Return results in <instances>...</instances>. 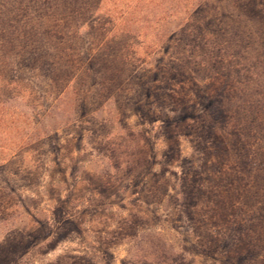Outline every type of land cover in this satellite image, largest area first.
Listing matches in <instances>:
<instances>
[{"label": "rangeland", "instance_id": "obj_1", "mask_svg": "<svg viewBox=\"0 0 264 264\" xmlns=\"http://www.w3.org/2000/svg\"><path fill=\"white\" fill-rule=\"evenodd\" d=\"M206 8L216 22L205 29L210 37L204 48L193 35L196 47L189 52L185 39L171 34L155 59L129 53L116 84L107 75L80 79L75 73L71 86L67 77L50 86L38 80L0 89V264H57L84 256L95 264H147L159 235L192 264H264L262 253L244 261L215 238L216 229L221 234L232 222L255 220L261 206L264 212V0H210ZM234 8L236 24L228 16ZM175 23L178 33L186 26ZM140 42L136 36L125 40ZM117 47L111 43L103 51ZM210 52L229 68L236 88L230 102L257 110L249 166L237 154L205 165L209 141L201 122L173 120L172 103L161 97L177 94L190 104V82L173 79L172 71L178 66L194 80L214 77L218 70L192 69L191 60ZM170 132L178 145L167 139ZM186 176L202 212L209 213L208 196L227 204V221L198 224L215 230L212 239L177 212L178 178ZM203 244L212 246V256L201 251Z\"/></svg>", "mask_w": 264, "mask_h": 264}, {"label": "trees", "instance_id": "obj_2", "mask_svg": "<svg viewBox=\"0 0 264 264\" xmlns=\"http://www.w3.org/2000/svg\"><path fill=\"white\" fill-rule=\"evenodd\" d=\"M209 1L1 0L0 89H4L5 92L8 87H19L38 80L50 86L54 81L67 77L68 85L71 86L76 79L73 76L75 73L83 75L82 77L80 74L82 77L80 79L92 78L96 74L103 79L110 77L111 83L116 84L121 80L125 70L123 66L127 64L126 58L129 53L131 56H145L148 60L155 59L158 52L168 44L171 34H178L181 42L185 39L189 52L196 47L193 35L200 38L203 46L201 48H204L206 43L203 41H208L210 37L209 30L205 29L216 22L213 12L206 8ZM237 12L234 8L232 14L228 15L230 18L235 16L231 21L235 24ZM176 20L186 24L179 33ZM131 36L142 37V42L135 46L125 43ZM111 43L118 47L113 51L104 52L105 46ZM206 54L207 58L198 56L204 60L199 62L191 60L194 63L192 65L196 64L192 69L197 73L218 70L214 77L194 80L183 67L178 69L177 66L172 71L173 79L190 82L192 93L190 104L184 100V96L177 94L164 93L161 97L164 101L172 103L173 120L180 123L190 120L201 122L202 135L205 133L209 141L208 147L207 143L203 147L205 165L215 159L229 160L237 154L238 159L242 160L241 163L249 166L251 164L249 138L253 136L250 127L253 120L257 119V110H248L245 106L248 102L242 104L230 102L236 88L229 81L231 76L229 68L224 65L225 59L210 57L212 52ZM7 95L8 93L1 94V99L7 100ZM66 95V92L59 94L56 103L60 104ZM249 107L252 109L251 105ZM167 137L178 145V138L174 139L171 132ZM175 152V148L169 150V158H173ZM178 179L180 180L178 192L174 196L177 212L189 225L196 228L202 238L212 239L215 230L207 228L201 230L198 224H206L209 221L217 227L222 219L227 221V204L224 198L221 203L217 194L206 197L205 201L211 206L208 209L209 213L202 212L204 209L199 208L197 204L199 198L195 197V187L188 177ZM258 211L259 214L251 222H232L234 225L231 226L232 229H228L230 226H227L226 229L231 234H228L226 229L219 234L216 229L218 235H215V238L222 239L224 244L226 242L227 250H233L242 256L244 261L246 256H252L253 253H262L261 259H264L263 206L258 208ZM228 222L230 223V220ZM228 239L230 242L227 243ZM157 242L155 246H151L153 249L151 248L152 252L148 255L147 264H192L188 255L169 244L165 236L159 235ZM200 247L204 254L208 256L214 254L215 250H212L211 245L203 244ZM253 258H247L249 259L247 262H252ZM57 264L95 263L84 256L69 258Z\"/></svg>", "mask_w": 264, "mask_h": 264}]
</instances>
